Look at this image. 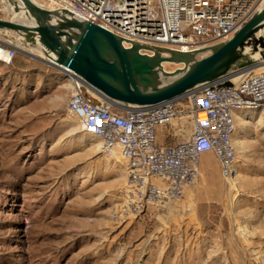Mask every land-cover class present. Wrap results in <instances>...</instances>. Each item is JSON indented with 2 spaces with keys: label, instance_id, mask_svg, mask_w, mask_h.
Instances as JSON below:
<instances>
[{
  "label": "rangeland",
  "instance_id": "rangeland-1",
  "mask_svg": "<svg viewBox=\"0 0 264 264\" xmlns=\"http://www.w3.org/2000/svg\"><path fill=\"white\" fill-rule=\"evenodd\" d=\"M6 7L0 19L14 21ZM0 35L18 50L0 63V264H264L263 113L239 115L250 123L237 122L234 189L207 154L163 215L118 224L126 164L68 115L65 76L17 47L16 33ZM168 130L159 142L187 139L191 125L174 139Z\"/></svg>",
  "mask_w": 264,
  "mask_h": 264
},
{
  "label": "built area",
  "instance_id": "built-area-1",
  "mask_svg": "<svg viewBox=\"0 0 264 264\" xmlns=\"http://www.w3.org/2000/svg\"><path fill=\"white\" fill-rule=\"evenodd\" d=\"M33 1L50 11L66 10L80 21L114 33L126 48L139 43L182 53L207 50L230 40L264 8V0ZM141 52L153 55L148 50ZM17 53L12 43L0 40V63L11 66ZM205 55L198 54L197 59ZM166 68L173 72L184 64ZM58 71L71 87L68 115L82 125L84 133L101 141L105 156L116 159L118 155L126 164V180L114 207L118 224L150 213L163 215L196 182L204 155L216 156L222 173H230L237 160L239 115L244 111L264 115V71L243 69L236 77L202 85L179 100L126 110L103 100L72 71ZM189 124L187 139L159 142L160 129H169L167 138L174 139L184 136Z\"/></svg>",
  "mask_w": 264,
  "mask_h": 264
},
{
  "label": "water",
  "instance_id": "water-1",
  "mask_svg": "<svg viewBox=\"0 0 264 264\" xmlns=\"http://www.w3.org/2000/svg\"><path fill=\"white\" fill-rule=\"evenodd\" d=\"M19 2L20 5L14 4L15 11L22 9L33 19L34 26L0 19V30L14 32L28 44L41 47L53 58V67L72 71L89 89L120 110L179 100L233 71L264 63V33L257 37L264 32V8L230 40L207 50L182 53L139 43L126 48L121 37L80 21L66 10L50 11L33 0ZM247 48L251 53H247ZM201 53L207 55L197 59ZM252 53L258 54L257 60ZM164 63L184 64V68L166 72ZM163 79L167 80L164 84L160 83Z\"/></svg>",
  "mask_w": 264,
  "mask_h": 264
},
{
  "label": "bare ground",
  "instance_id": "bare-ground-1",
  "mask_svg": "<svg viewBox=\"0 0 264 264\" xmlns=\"http://www.w3.org/2000/svg\"><path fill=\"white\" fill-rule=\"evenodd\" d=\"M0 4L8 6V7H6L3 10V12L6 13L7 15H9V16H13L14 21H11V22L18 23V24L25 25V26H29V27L34 26L33 19H31L22 9H20L18 12L15 11V5L14 4H19L20 5L19 0H0ZM6 32H9V31H6ZM263 33L264 32L261 31L257 35V37L262 36ZM0 40L4 41L1 35H0ZM9 42L12 43L11 41H9ZM14 43L20 49L28 51L30 53V55H32V56H34L36 58L38 57L40 59L45 60L48 64H50L52 66L55 63L53 58H51V57L49 58L45 54V52L41 49V47H39L37 45L33 46V45L28 44L27 42H25L24 38L19 36V35H17L16 41ZM246 51H247V53H251V49H249V48H247ZM252 54H254L252 58L257 60L258 59V54L257 53H252ZM167 65H171V64L170 63H164L165 71L169 72V70H168L169 68L168 69L166 68ZM250 69H254L255 73L263 72L264 71V64L258 65L256 67H253V68H250ZM237 74H238V70L233 71L232 73L228 74L226 77H236ZM234 80H236V79H234ZM166 81H167L166 79H163V80H160V83L164 84V83H166ZM69 88H71V87L69 86ZM238 120L242 123V125H244V127H245V125H248L250 123V122H248L249 117L246 118V116L238 117ZM86 135H88V134H86ZM89 136H92V135H89ZM238 137H240V136H238ZM241 144H242V142H240V141L235 142V145H237V147L241 146ZM117 157H118V155L115 156L116 159H117ZM121 161H123V160L121 159ZM233 173H234V170L232 169V171L230 173L223 174L224 175V180L231 186L232 189L235 188V179L233 178Z\"/></svg>",
  "mask_w": 264,
  "mask_h": 264
},
{
  "label": "crops",
  "instance_id": "crops-1",
  "mask_svg": "<svg viewBox=\"0 0 264 264\" xmlns=\"http://www.w3.org/2000/svg\"><path fill=\"white\" fill-rule=\"evenodd\" d=\"M40 50V49H39Z\"/></svg>",
  "mask_w": 264,
  "mask_h": 264
}]
</instances>
